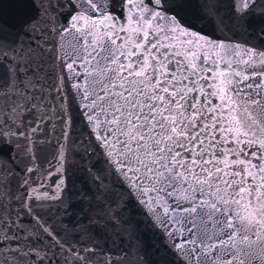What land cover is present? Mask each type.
<instances>
[{"label":"snow or ice","instance_id":"1","mask_svg":"<svg viewBox=\"0 0 264 264\" xmlns=\"http://www.w3.org/2000/svg\"><path fill=\"white\" fill-rule=\"evenodd\" d=\"M11 4L0 264H264V0Z\"/></svg>","mask_w":264,"mask_h":264},{"label":"clouds","instance_id":"2","mask_svg":"<svg viewBox=\"0 0 264 264\" xmlns=\"http://www.w3.org/2000/svg\"><path fill=\"white\" fill-rule=\"evenodd\" d=\"M245 199L247 200V197ZM238 215L242 227L250 232L256 230L264 237V196L257 197V194L253 193L250 203L239 210Z\"/></svg>","mask_w":264,"mask_h":264},{"label":"water","instance_id":"3","mask_svg":"<svg viewBox=\"0 0 264 264\" xmlns=\"http://www.w3.org/2000/svg\"><path fill=\"white\" fill-rule=\"evenodd\" d=\"M11 3L12 0H3L2 4H0V11H3V13L8 17L19 15L20 10Z\"/></svg>","mask_w":264,"mask_h":264}]
</instances>
